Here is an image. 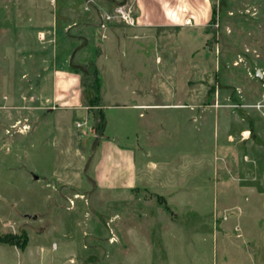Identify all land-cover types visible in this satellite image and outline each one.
<instances>
[{
	"label": "rangeland",
	"instance_id": "374dc122",
	"mask_svg": "<svg viewBox=\"0 0 264 264\" xmlns=\"http://www.w3.org/2000/svg\"><path fill=\"white\" fill-rule=\"evenodd\" d=\"M208 4L202 25L128 27L103 16H143L133 0H0V264L238 263L227 210L258 219L264 202V0ZM57 70L79 76L83 114L53 100ZM125 145L159 187L110 185ZM71 165L81 189L64 186Z\"/></svg>",
	"mask_w": 264,
	"mask_h": 264
},
{
	"label": "crops",
	"instance_id": "0c3cea01",
	"mask_svg": "<svg viewBox=\"0 0 264 264\" xmlns=\"http://www.w3.org/2000/svg\"><path fill=\"white\" fill-rule=\"evenodd\" d=\"M133 4L136 8V10L143 14V16L146 17L145 26L150 27H160L164 25H168L169 20L173 22L174 21L172 14H174L177 18L180 15H185L184 12L186 11L189 15V17L193 18V22L196 25H202L203 23L207 22L210 18V6L208 4V0H133ZM179 19V18H178ZM140 26V27H145ZM52 98L56 102H61L63 106L66 108H74L79 107V111L76 112L83 114L82 112V102H81V92L79 87V76H77L74 73H70L63 70H57L53 76V85H52ZM73 91H75V96H73ZM112 106H106L102 107L103 112L105 113V110L111 108ZM132 109L144 107L148 108L149 106H139L132 104L128 106ZM106 116L107 124L105 126L104 130V136H111L114 139H117L116 135H108L107 134V128H108V118ZM76 143L74 140L69 139L67 146L74 147ZM63 145V144H62ZM127 147L126 150H118V156L120 159L125 160V169L118 168L119 165H116V168L109 171V177L112 179L110 181V185L113 186L116 184V187L121 188L122 190L129 191H135L137 189H147V188H153V186L159 187L158 181L161 177H163V174L161 172H150L146 169V166L142 169L135 168L134 160L137 162H140L142 159L137 158L135 154L128 150V145H125ZM75 148L71 151H69L68 157L70 161L77 160V163H80L81 158V152L77 151L76 154L74 153ZM74 162V161H73ZM118 166V167H117ZM121 166V165H120ZM73 166L71 165L70 168L68 167V170L61 171L60 175L64 182V186L67 189L71 188H77L81 189L80 184V174L81 171L75 172ZM173 173V177H174ZM98 176V175H97ZM103 176V177H102ZM172 177V175H171ZM100 182L103 183L104 180L101 178H104L103 174H99ZM156 179V181H155ZM157 183V184H156ZM76 184V186H75ZM162 184V182H161ZM170 185H175V182H170ZM201 206V205H199ZM246 205H234L231 206L230 210H227L228 212L233 211L235 216V219H237L240 222L241 217H252L255 214L247 213L245 210ZM217 205L213 204L211 206V213H210V221L212 223V226H214L215 222V209ZM260 217L256 219V215L254 216L253 220L255 223L253 224V228H248L247 225H239V222L234 223L232 225V228L228 227L227 225L224 226L223 230L225 232L229 231L234 234L232 236L231 234L224 235L222 240H224L227 243V247L231 248L230 251H223L222 257L223 258H231L230 256H235L234 258H237V264H264V202L260 204ZM228 212L223 213L222 222L226 223L228 221H231V219L228 217ZM214 233V232H212ZM213 235V234H212ZM234 237L235 239H239L238 246L235 245V243L232 242L230 239ZM13 249L17 250L15 246H12ZM3 244L0 243V250L3 251ZM1 257V255H0ZM20 257V256H19ZM31 257V256H30ZM32 259H34L32 257ZM18 264V263H15ZM41 264V260H40ZM211 264H218L217 262H213ZM224 264V263H223ZM228 264V263H225Z\"/></svg>",
	"mask_w": 264,
	"mask_h": 264
},
{
	"label": "built area",
	"instance_id": "2783aa9c",
	"mask_svg": "<svg viewBox=\"0 0 264 264\" xmlns=\"http://www.w3.org/2000/svg\"><path fill=\"white\" fill-rule=\"evenodd\" d=\"M103 19L105 22L111 21V20H119L123 22L128 27H139V26H145L146 17L145 16H136L133 13V9L131 6L127 5H118L114 7L111 12L105 13L103 16ZM190 23V20H188V23ZM104 27V25H101ZM86 123V120L84 121H78L75 123V126L78 128H81Z\"/></svg>",
	"mask_w": 264,
	"mask_h": 264
},
{
	"label": "water",
	"instance_id": "95a60500",
	"mask_svg": "<svg viewBox=\"0 0 264 264\" xmlns=\"http://www.w3.org/2000/svg\"><path fill=\"white\" fill-rule=\"evenodd\" d=\"M254 77L260 82L264 81L263 78H262V75H261V73L259 71L255 72ZM32 179L36 181L38 179V176L37 175H32Z\"/></svg>",
	"mask_w": 264,
	"mask_h": 264
},
{
	"label": "trees",
	"instance_id": "16d2710c",
	"mask_svg": "<svg viewBox=\"0 0 264 264\" xmlns=\"http://www.w3.org/2000/svg\"><path fill=\"white\" fill-rule=\"evenodd\" d=\"M98 127L101 129L102 127H103V123L101 122L99 125H98ZM0 243H8V242H5V241H0ZM20 248V247H19Z\"/></svg>",
	"mask_w": 264,
	"mask_h": 264
},
{
	"label": "bare ground",
	"instance_id": "6f19581e",
	"mask_svg": "<svg viewBox=\"0 0 264 264\" xmlns=\"http://www.w3.org/2000/svg\"><path fill=\"white\" fill-rule=\"evenodd\" d=\"M172 17H173V19L174 18H177L174 14H172ZM184 23V22H183ZM188 23V21H185V24H187Z\"/></svg>",
	"mask_w": 264,
	"mask_h": 264
}]
</instances>
